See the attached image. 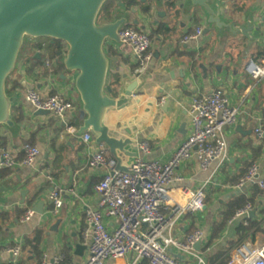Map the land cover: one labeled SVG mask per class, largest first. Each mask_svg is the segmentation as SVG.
I'll list each match as a JSON object with an SVG mask.
<instances>
[{"label": "crops", "instance_id": "1", "mask_svg": "<svg viewBox=\"0 0 264 264\" xmlns=\"http://www.w3.org/2000/svg\"><path fill=\"white\" fill-rule=\"evenodd\" d=\"M114 3L111 21L125 17L127 24L147 31L152 40V60L144 69L138 68L127 44L107 40L104 45L109 60L107 79L118 81L114 84L115 97H122L129 85L136 84L128 104L122 109H109L104 119L111 136L132 140L125 152H119L121 166L128 167L140 155L139 143L143 140L149 141L151 148L144 155L146 159L168 161L190 133L191 98L222 88L229 103L239 110L236 123L225 131L229 159L218 169L214 162L203 170L196 158L176 168L175 176L182 180L168 186L174 202L186 200L183 188L196 189L210 181L204 209L180 218L174 234L184 238L197 228L203 230L199 251L207 264H229L234 249L242 243L264 246V188L237 186L254 163L264 178V139L254 132L258 119L264 115V80L254 81L245 71L249 60L264 57V0H207L219 25L210 22L205 7L191 0H140L133 6L125 0ZM197 27L203 28L199 40L182 42ZM31 43L29 40V49L18 56L16 68L6 81L7 94L14 98L13 124L0 125V155L3 149H11L21 158L22 146L29 141L40 146L41 155L33 167L2 172L0 264H9L12 257L5 250L7 246L18 241L25 243L37 230L43 232L39 253L23 251V264H42L44 258L50 264L60 253L66 256L65 264H83L88 257L87 241L83 238L86 210L96 206L95 185L109 168L88 165L90 155L101 144L95 137L88 144L81 139L79 129L86 115L75 87L77 73L68 71L63 64L66 44L57 59L52 60L48 50L31 47ZM28 87H35L44 95L62 94L71 99L74 107L64 120L76 132L68 133L64 120L51 113L38 115L25 100ZM107 154L114 160L109 151ZM55 187L63 189V206L58 215L51 214L49 199ZM40 200L44 201V214L35 212L23 222L25 211L33 209ZM247 203L252 205L249 215L235 217ZM231 212L234 214L230 217ZM105 221L110 230L116 226L113 219L105 217ZM77 244L86 246L81 253H76ZM129 260L128 255L107 264H128ZM182 260L194 264L186 256Z\"/></svg>", "mask_w": 264, "mask_h": 264}, {"label": "built area", "instance_id": "2", "mask_svg": "<svg viewBox=\"0 0 264 264\" xmlns=\"http://www.w3.org/2000/svg\"><path fill=\"white\" fill-rule=\"evenodd\" d=\"M202 27L186 34L182 42L199 40ZM120 41L131 48L136 65L140 69L148 66L152 60L150 51L152 40L149 33L133 25L119 29ZM65 44V43H64ZM67 46V45H66ZM245 71L252 80H264V57L249 60ZM25 100L36 111L45 110L60 119L74 107L71 99L62 94L44 95L35 87H28ZM239 110L231 105L222 88L214 89L203 95H194L189 104L190 133L166 162L158 159H146L150 153V143H139L140 155L128 165L126 171L116 168L114 160L107 154V147L100 145L93 152L88 165L91 168L108 167L103 178L95 185L98 201L95 207L86 210V227L83 238L87 241L88 257L83 264H107L109 260H119L130 256L128 264H186L182 256L193 260L194 264H207L205 256L195 248L201 242L204 233L197 228L184 238L174 234L177 222L187 213L202 211L205 207L207 180L196 189L183 188L186 195L184 203L174 202L168 194V186L181 177L175 176L176 168L184 161L196 158L203 170L217 162V169L228 159L229 151L225 131L237 121ZM68 133L76 129L65 120ZM256 136L264 139V115L254 129ZM81 139L88 144L94 140L90 130L82 132ZM24 155L11 149H3L0 155V181L3 170L16 167H33L41 155L38 144L25 142L22 146ZM258 185L264 188L259 166L252 164L237 186ZM51 214L58 215L63 206V189L53 188L49 196ZM252 205L247 203L239 208L235 217H247ZM35 211L29 208L21 217L29 221ZM105 217L116 221L110 230ZM247 224L248 222L245 221ZM23 241L7 246L11 254L9 264H19L22 258ZM181 255V258L177 257ZM65 254L56 255L50 264H65ZM42 264H49L46 258ZM229 264H264V246L254 247L246 243L239 244L233 251Z\"/></svg>", "mask_w": 264, "mask_h": 264}, {"label": "water", "instance_id": "3", "mask_svg": "<svg viewBox=\"0 0 264 264\" xmlns=\"http://www.w3.org/2000/svg\"><path fill=\"white\" fill-rule=\"evenodd\" d=\"M106 1L0 0V125L13 124L11 107L14 98L7 94L6 81L16 68L25 37L60 40L67 45L63 60L66 69L77 73L75 87L86 115L79 133L91 130L96 142L107 147L116 168L126 171L127 167L121 166L119 152H125V147L132 140L111 136L104 119L109 109H122L128 104L136 84L129 85L119 98L112 94V87L107 84L109 60L104 45L107 40L120 42L119 29L127 23V19L119 17L109 21L105 18L99 23L98 16ZM191 1L206 8L210 22L220 24L207 0ZM36 113L49 114L45 110H37ZM43 204L44 201L40 200L34 211L44 214L41 209ZM200 243L195 245L197 250ZM85 247L77 244L76 253H81ZM177 257L180 258V255Z\"/></svg>", "mask_w": 264, "mask_h": 264}, {"label": "trees", "instance_id": "4", "mask_svg": "<svg viewBox=\"0 0 264 264\" xmlns=\"http://www.w3.org/2000/svg\"><path fill=\"white\" fill-rule=\"evenodd\" d=\"M125 2H126V4L128 6H133V5H136V4L140 3V0H125ZM145 10H148V8L145 7ZM114 11H115L114 0H107L103 4V6L101 8V11H100L99 16H98V22L99 23L104 22L105 18H107L110 21L113 18ZM127 25H129V24L126 23L123 26H127ZM29 40L32 41L31 47H36V48H39V49H43L44 48V49L48 50L49 53H50V58L52 60L53 59H57V54L62 51L63 42L60 41V40H55V39H52V38H45V37H43V38L28 37L27 44H24L22 46V48H21V50L19 52V55L21 53H23L24 51L29 49V46H28ZM107 78H108V75H107ZM8 79H9V77L7 78V81H8ZM107 82H109L111 84V87H112V90H113L112 94L114 96L117 95L116 85H114V84H117L118 81H116V82L113 81V83H112V81H110V79L109 80L107 79ZM17 85H19L18 82H17ZM112 85H114V87ZM29 142H31V141H29ZM249 167L247 168L246 172L248 171ZM245 173H244V175H245ZM244 204H245V202L242 203V204H238L237 207L243 206ZM233 214H234V212H231L229 216L231 217ZM42 234H43L42 230H37V231H35V233L33 235L27 237L26 240H25V243L23 245V251L27 252V253L29 252V253L38 254L39 253V244H40L41 239H42ZM24 262H25V258L22 256L19 264H23Z\"/></svg>", "mask_w": 264, "mask_h": 264}, {"label": "rangeland", "instance_id": "5", "mask_svg": "<svg viewBox=\"0 0 264 264\" xmlns=\"http://www.w3.org/2000/svg\"><path fill=\"white\" fill-rule=\"evenodd\" d=\"M27 41H28V37H25V40H24L23 45H24V44H27Z\"/></svg>", "mask_w": 264, "mask_h": 264}]
</instances>
